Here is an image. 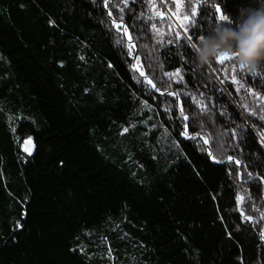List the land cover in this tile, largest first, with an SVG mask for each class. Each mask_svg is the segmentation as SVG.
Returning <instances> with one entry per match:
<instances>
[{
	"label": "trees",
	"instance_id": "trees-1",
	"mask_svg": "<svg viewBox=\"0 0 264 264\" xmlns=\"http://www.w3.org/2000/svg\"><path fill=\"white\" fill-rule=\"evenodd\" d=\"M151 3L0 0V264H264V85L237 92L235 59L197 67L182 29L168 43L174 0ZM180 3L198 44L234 26L217 4L234 21L253 0Z\"/></svg>",
	"mask_w": 264,
	"mask_h": 264
},
{
	"label": "clouds",
	"instance_id": "clouds-1",
	"mask_svg": "<svg viewBox=\"0 0 264 264\" xmlns=\"http://www.w3.org/2000/svg\"><path fill=\"white\" fill-rule=\"evenodd\" d=\"M230 24L234 26L216 25L191 45L197 67L210 66L211 61L227 55L235 59L239 70L259 74L264 69V0L240 7Z\"/></svg>",
	"mask_w": 264,
	"mask_h": 264
},
{
	"label": "snow or ice",
	"instance_id": "snow-or-ice-1",
	"mask_svg": "<svg viewBox=\"0 0 264 264\" xmlns=\"http://www.w3.org/2000/svg\"><path fill=\"white\" fill-rule=\"evenodd\" d=\"M108 2H109V0H105V7L108 6ZM124 2L127 3V0H124ZM205 2H206V0H205ZM150 3H151V0H150ZM151 7L154 10V16H158L162 20L166 18L165 17V13L160 12L158 10H155L156 9L155 3H151ZM182 8H183V5L179 2V0H176V11L171 13V17H175L177 23L173 24V25H171L169 27V35H171L173 31H175V38H174V40H169L168 41L169 44H172L174 42H179L182 39L181 31H176V28H179V29L183 30V34L187 38V44H193L192 41L194 40V37H193V35L190 34V30H195L197 28L198 24H199V21L196 19L197 18V14H198V9H197L196 5H192L190 15L181 16ZM215 12L218 14L216 19H218L219 21H221V22H229V23L231 22L230 17L228 15L223 14L221 12V7H220L219 4L216 5ZM108 15L112 16V12L110 11L108 13ZM171 17H167V18H171ZM50 23H54V22L50 21ZM112 23H113V26L117 29L118 32L122 31L124 36L127 37L128 43H129V53L130 54L133 53L135 51L136 45L132 43V37H131V35L128 32V28L123 25V17H121L120 22H117V21L113 20ZM152 31L158 37H163V35H164L162 29H158L155 24L152 25ZM201 36H204V35L200 34L199 38ZM187 44L185 46H187ZM233 59H234L233 57H229L227 55H224V56L218 57L214 62L216 64L224 66L225 65V61H230V60H233ZM135 60H136V64L133 65V69L135 71H138L140 76L144 77V79L147 81V83L153 89H156V85L153 83V81L151 79H148V77L145 75V72L143 71L142 67H140V63L141 62H140V57L138 55L135 56ZM211 63H213V61H211L210 64ZM233 71H235V69H233ZM165 75L168 76L169 80H172V79L175 78L178 81H183V79H184V77L181 76V74H180V69H177L175 73H165ZM226 81H227V77H225L223 80H221V83H225ZM231 83L237 85V87H236V91L237 92H239L241 89H243L245 87V85L243 83H241L240 80L237 79L236 75H233L231 77ZM248 83H250V81H248ZM247 90L249 91L250 94H253L251 89H247ZM157 91H159V89H157ZM161 94L163 95L164 93H161ZM167 94L168 95H172V96H176L177 98L179 96V93H174V92H168ZM185 95L187 96V95H189V93L186 92ZM253 95H255V94H253ZM256 98L261 100V101H264V95H257ZM192 99L200 107L201 112L206 111L205 106H204V104H203L201 99H198L196 95H192ZM245 108H246V106H245ZM261 110L264 111V104L261 105ZM180 112H181V116L183 117V119L185 121H187L189 119V117L184 114L183 107H181ZM252 114L254 115L255 113H252ZM259 118L261 120H264V115H261ZM185 127L187 128V125ZM124 131H127V129H125ZM183 135L185 136V138H189V139H195L196 138L195 136H189L187 131H185L183 133ZM261 139L264 140V133H261ZM204 143L208 144L209 140L205 138L204 139ZM31 146H32L31 138H29V139L24 141V151L25 152H28L29 154H31ZM228 160L232 161L233 158L231 156H229ZM235 164L239 165L240 161L236 160ZM243 199H244L243 197H238L237 198L238 204L242 203ZM241 215L246 220L251 219V217L244 216L243 212L241 213ZM260 219L264 220V215H262L260 217ZM20 226L21 225L18 223L17 227H20ZM261 239L264 240V232L261 233ZM110 252H111V250H109V254H110Z\"/></svg>",
	"mask_w": 264,
	"mask_h": 264
},
{
	"label": "bare ground",
	"instance_id": "bare-ground-1",
	"mask_svg": "<svg viewBox=\"0 0 264 264\" xmlns=\"http://www.w3.org/2000/svg\"><path fill=\"white\" fill-rule=\"evenodd\" d=\"M245 75L244 76H248L246 72H243ZM253 80H257V83H255L254 81H251L252 83L248 84V88L250 89H256V90H260V88L264 85V69L261 70V72L259 74L256 75L255 78H253ZM255 83V84H254ZM222 90H223V86H221ZM152 90L154 92H156L155 89L152 88ZM224 90L226 91V88H224ZM249 96V94H246ZM251 96V95H250ZM186 124L183 125V130H181V136L185 137L183 135V133L186 131ZM198 138H200V135H197ZM207 146V145H206ZM210 156V155H209ZM234 160V159H233ZM234 164L235 162L232 161ZM239 167V166H238ZM247 171H250V169H248ZM253 175L249 174V172H247V177L252 178Z\"/></svg>",
	"mask_w": 264,
	"mask_h": 264
},
{
	"label": "rangeland",
	"instance_id": "rangeland-1",
	"mask_svg": "<svg viewBox=\"0 0 264 264\" xmlns=\"http://www.w3.org/2000/svg\"><path fill=\"white\" fill-rule=\"evenodd\" d=\"M179 2H180V0H179ZM157 4H158V2H156V7H157ZM174 4H176V0H174ZM106 9H107V7H106ZM151 10H153L152 9V7H151ZM155 10H158V9H155ZM154 11V10H153ZM159 11V10H158ZM107 12V14H108V10L106 11ZM158 17V16H157ZM109 19H110V21L111 22H113V18H110V17H108ZM116 21V20H115ZM113 24V23H112ZM114 29H115V27H114ZM129 32V31H128ZM119 34H121L122 35V37H124V39L126 40V42L128 43V39L126 38V36H124V34L122 33V31H119ZM132 43L133 44H135L136 45V42L135 41H132ZM137 46V45H136ZM135 50H136V48H135ZM134 55L136 56L137 54H136V52L134 53ZM244 73H243V71H241V70H239V69H237V79L238 80H243L244 79ZM248 75V74H247ZM255 75H252V76H250V78H249V81H250V83H252L251 81H254L255 83H257V80H253L252 78L254 77ZM250 83H248V84H250ZM254 83V84H255ZM263 88V87H262ZM177 102H178V98H177ZM263 103H264V101H263ZM181 113V112H180ZM201 140V139H200ZM203 143H204V141L203 140H201ZM204 145H207V144H205L204 143ZM208 146V145H207ZM207 146H206V148H207ZM209 147V146H208ZM211 153V152H210ZM211 155V154H210ZM262 215H264V211H261V215H260V217L262 216Z\"/></svg>",
	"mask_w": 264,
	"mask_h": 264
},
{
	"label": "water",
	"instance_id": "water-1",
	"mask_svg": "<svg viewBox=\"0 0 264 264\" xmlns=\"http://www.w3.org/2000/svg\"><path fill=\"white\" fill-rule=\"evenodd\" d=\"M123 33V32H122ZM127 38V37H126ZM136 60H135V55H134V60H133V63H132V67H133V65L134 64H136V62H135ZM260 215H261V213H260Z\"/></svg>",
	"mask_w": 264,
	"mask_h": 264
}]
</instances>
